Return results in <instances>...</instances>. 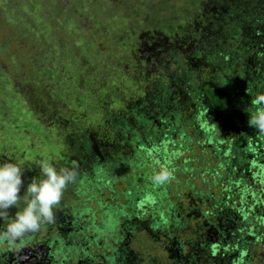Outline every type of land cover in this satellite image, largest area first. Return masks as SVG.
<instances>
[{
  "label": "trees",
  "instance_id": "trees-1",
  "mask_svg": "<svg viewBox=\"0 0 264 264\" xmlns=\"http://www.w3.org/2000/svg\"><path fill=\"white\" fill-rule=\"evenodd\" d=\"M34 1L40 5L39 0ZM118 2L126 11L125 20L132 17L148 31H163L161 35H148L147 42L139 37L136 46L123 45L128 59L122 61L121 57L116 63L117 82L112 85L118 88V98L115 92L94 98L98 107H106V102H125V96L132 99L127 103V115L134 117V122L117 118L124 114L118 109L109 123L129 139L132 147L124 164L143 173H139L138 181L127 180L129 186L122 192V201L107 203L99 197V211L92 207L90 196L98 197L101 188L114 200V177L124 175L125 170L116 165L108 178L95 175L97 185L85 187L80 183L79 188L90 194L77 212L80 217L89 215L84 222L81 220L83 224L78 227L76 220L80 218L72 221L64 216L59 224L55 221L42 226L19 247L30 250L31 263L35 264H261L251 248L258 240L264 249V136L248 126L246 109L251 106V96L264 92V0ZM90 8V16L120 11L116 5L111 11L97 4ZM199 14L202 25L208 22V30L219 32L207 46L201 33L198 31L194 39V28L184 23ZM65 20L67 25H73L71 16ZM99 33L104 35L103 31ZM164 34L168 38L179 34L180 45L166 50ZM198 60L212 68L207 79L194 69ZM157 61L165 63L156 66ZM253 69L258 72L252 75ZM165 85L167 88L162 89ZM138 94L144 97L136 104ZM77 102H83L81 97ZM149 102L158 104L162 121L141 120ZM193 107L195 117L190 118L186 110ZM58 117L49 126L58 132H65L75 119L73 115L70 119L63 117L62 112ZM139 130L144 131L143 136L136 134ZM89 139L98 149L96 139L86 136L80 145L88 151ZM191 145H201L202 151L188 152L187 162L179 163L180 154L189 151ZM159 160L169 164H159ZM162 165L172 170L174 179L157 186L149 177ZM99 212L98 218L95 214ZM14 250L0 245L1 264L4 260L11 263L17 255Z\"/></svg>",
  "mask_w": 264,
  "mask_h": 264
},
{
  "label": "rangeland",
  "instance_id": "rangeland-1",
  "mask_svg": "<svg viewBox=\"0 0 264 264\" xmlns=\"http://www.w3.org/2000/svg\"><path fill=\"white\" fill-rule=\"evenodd\" d=\"M39 1L42 9L34 0H0V161L16 163L24 171L21 197L33 177L43 178L37 166L38 161H47L57 170L75 167L78 172L77 180L68 186L61 203L54 208V211L57 224L66 216L72 221L80 218L76 220L80 227L83 224L81 220L84 222V218L89 215L84 214L80 217L81 214L77 212L87 203V196L90 195L85 189L79 188L80 183L85 187L91 183L97 185L95 175L100 178L103 169L112 172L116 165L125 170L124 175L120 173L114 177L116 180L113 182L116 191L114 200L110 197V193L102 191L101 188L98 197L90 196L92 207L99 211L97 206L100 203L99 197L103 198L102 202L107 203L122 201V192L126 190V185L129 186L127 180L136 178L138 181L139 173H143L124 164L132 147L129 139H124L123 133L109 123V118L118 114V109L124 114L118 115L117 118L134 122V117H128L130 110L127 103L132 99L127 100L125 96L122 97L125 102L119 101L117 105L106 102V107H98L94 98L108 96L111 92H115L118 98L116 92L118 88L115 89L112 85L117 82V76H114L117 70L114 69L119 65L116 63L121 57L122 61L128 59L124 55L128 54L125 50L127 48L123 45L136 46L139 37H142L143 42H147L150 35H161L163 31L153 28L148 31V27L135 23L130 19L132 17L125 20L126 11L119 5L118 0ZM91 4L104 6L110 9L109 11L116 5L120 7V11L115 14L110 12L108 16L106 14L90 16L88 12L91 10ZM128 7H131V4L128 3ZM65 13L71 16L73 25L66 24ZM201 21L202 16L199 14L197 18L190 16L184 23L194 28V39L199 31L207 46L213 43V36L217 37L219 32L208 30L210 28L208 22L202 25L203 21ZM179 30L181 32V27ZM99 31H103L105 37ZM229 34L226 32V35L230 36ZM122 37L127 39L121 42ZM165 38L166 50L180 45L179 34L169 38L165 35ZM132 53L134 55V52ZM190 54L193 55V51H190ZM164 63L165 61H157L156 66ZM208 65L209 63L198 60L194 62V69L207 79L211 76L212 70ZM165 72V70L161 71L163 74H166ZM256 72L258 71L253 69L251 74ZM220 74L223 76L224 72ZM167 86L161 88L165 89ZM101 91L105 93H100ZM155 94H153L154 100ZM78 97H81L82 103L77 102ZM143 97L142 94H138L136 104H139ZM195 110L196 107L188 108L186 116L195 117L193 114ZM61 112L63 117L70 119L73 115L75 119L78 118L77 121L74 118L71 120L65 132H58L56 128L49 127L52 122L59 119L58 114ZM144 119H150L155 123L162 121L157 103L154 106L149 102L147 112L141 117V120ZM114 125L118 127L116 122ZM136 134L143 136L144 131ZM84 136L96 139L98 149L95 142L89 139L91 142L88 143L86 148L88 151H86L85 147L80 145L84 141ZM128 136L130 137L131 134ZM190 148L189 151L180 154L179 163L189 158L188 152L202 151L201 145H191ZM127 150H130L129 153ZM157 162L169 164L167 160ZM196 164L194 162L193 166ZM127 174L137 177H127ZM20 204L24 205L23 199L9 209L8 220H0V230L11 222L16 211L22 210L23 206ZM100 214L99 212L95 215L99 218ZM13 252L17 255L10 264H21L22 261L35 264L31 263L30 250L26 247H18ZM251 252L255 259L264 264V249H261L258 240L251 248ZM3 264H6V260Z\"/></svg>",
  "mask_w": 264,
  "mask_h": 264
},
{
  "label": "clouds",
  "instance_id": "clouds-1",
  "mask_svg": "<svg viewBox=\"0 0 264 264\" xmlns=\"http://www.w3.org/2000/svg\"><path fill=\"white\" fill-rule=\"evenodd\" d=\"M251 97V106L246 109L249 113L248 126L256 129L259 136H264V92H256ZM37 166L43 178L33 177L21 197L24 171L13 162L0 164V220H8L9 209L21 199L24 201L22 210L16 211L11 222L0 230V245L6 244L10 249L18 248L20 242L40 231L42 226L55 223L54 208L61 203L68 186L74 184L78 177L75 167L57 170L43 160L38 161ZM149 179L152 184L161 186L170 183L174 174L169 167L162 165Z\"/></svg>",
  "mask_w": 264,
  "mask_h": 264
},
{
  "label": "flooded vegetation",
  "instance_id": "flooded-vegetation-1",
  "mask_svg": "<svg viewBox=\"0 0 264 264\" xmlns=\"http://www.w3.org/2000/svg\"><path fill=\"white\" fill-rule=\"evenodd\" d=\"M107 174H109V172H107V171H105L104 169H103V171H102V175H104L105 177H107ZM108 178V177H107ZM59 226H61V225H59ZM29 241V240H28ZM28 243V242H27ZM31 245L32 246H35V247H37L38 245L37 244H34V243H31ZM26 246H28V245H26Z\"/></svg>",
  "mask_w": 264,
  "mask_h": 264
}]
</instances>
